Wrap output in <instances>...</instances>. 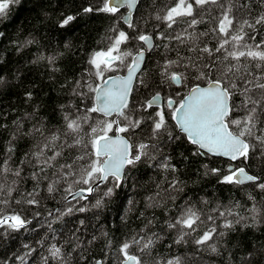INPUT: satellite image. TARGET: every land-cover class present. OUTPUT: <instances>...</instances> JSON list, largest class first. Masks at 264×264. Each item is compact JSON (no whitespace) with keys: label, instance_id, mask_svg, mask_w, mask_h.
<instances>
[{"label":"trees","instance_id":"16d2710c","mask_svg":"<svg viewBox=\"0 0 264 264\" xmlns=\"http://www.w3.org/2000/svg\"><path fill=\"white\" fill-rule=\"evenodd\" d=\"M108 1L0 0V264H264V0H183L192 9L178 15L182 0H141L130 25ZM146 36L129 107L98 114L97 86ZM115 46L118 66L100 77L93 55ZM214 80L249 144L235 163L147 105ZM116 132L132 156L123 180L100 183L97 142ZM78 190L90 195L67 201Z\"/></svg>","mask_w":264,"mask_h":264},{"label":"water","instance_id":"95a60500","mask_svg":"<svg viewBox=\"0 0 264 264\" xmlns=\"http://www.w3.org/2000/svg\"><path fill=\"white\" fill-rule=\"evenodd\" d=\"M141 0H109L108 5L113 9H126L123 22L131 24ZM146 48L135 52L130 65L123 73L105 77L95 90V109L98 114L106 118L121 116L129 107L133 89L138 75L142 71L148 50L154 46L153 38L146 36L143 39ZM114 58H109L113 60ZM173 82L181 85L179 76L173 77ZM171 104L174 103L170 101ZM164 104L161 94L152 96L147 101L149 107H160ZM231 112V96L229 91L219 82L211 81L205 85L191 87L181 103L175 109L173 121L180 133L196 145L205 154L214 157H222L232 163L244 158L249 152V144L242 137L234 134L228 123L227 117ZM97 155L103 157L100 183L108 177L114 176L123 180L125 169L132 156V143L122 132L109 134L100 138L97 142ZM233 172L232 179L240 184H248L258 179L245 169ZM90 192L78 190L67 197V200L86 197ZM134 256H128L122 264H136ZM96 264H103L98 261Z\"/></svg>","mask_w":264,"mask_h":264},{"label":"rangeland","instance_id":"374dc122","mask_svg":"<svg viewBox=\"0 0 264 264\" xmlns=\"http://www.w3.org/2000/svg\"><path fill=\"white\" fill-rule=\"evenodd\" d=\"M203 1H205V0L198 1V2H203ZM191 9H192V6L191 5L185 6L184 2L182 0L172 10H173V12H175L174 15H178V14H182V13H189V12H191ZM117 48H118V46H115L112 49H107L105 51H99L93 55L92 62L94 64V68H95L97 74L100 77H103V75L106 72L113 71L117 68L118 64L116 61L111 62L108 60V58H112L113 56H115L113 53H114V49H117ZM162 117L163 116H161V119H162ZM159 123L161 124L162 121H160ZM12 221L18 222V220L16 218H14Z\"/></svg>","mask_w":264,"mask_h":264},{"label":"flooded vegetation","instance_id":"af4514ba","mask_svg":"<svg viewBox=\"0 0 264 264\" xmlns=\"http://www.w3.org/2000/svg\"><path fill=\"white\" fill-rule=\"evenodd\" d=\"M114 60V59H113ZM111 60V62L113 61ZM115 61V60H114ZM175 84V83H174ZM176 85V84H175ZM177 86V85H176ZM170 101H173L174 103L171 104ZM182 100H180L179 102L178 101H175L174 99H164V104L160 107H158L159 109V113H160V116H164L165 114V111H168L170 110L171 112V115H172V118H173V114L175 112V109L177 108V106L180 104Z\"/></svg>","mask_w":264,"mask_h":264},{"label":"bare ground","instance_id":"6f19581e","mask_svg":"<svg viewBox=\"0 0 264 264\" xmlns=\"http://www.w3.org/2000/svg\"><path fill=\"white\" fill-rule=\"evenodd\" d=\"M115 74H118V73H115ZM115 74H111V75H115ZM74 200V199H73ZM67 201H70V200H67ZM102 262V261H101Z\"/></svg>","mask_w":264,"mask_h":264}]
</instances>
